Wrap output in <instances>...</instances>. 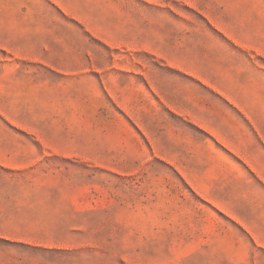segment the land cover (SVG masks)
Instances as JSON below:
<instances>
[{
  "label": "rangeland",
  "instance_id": "1",
  "mask_svg": "<svg viewBox=\"0 0 264 264\" xmlns=\"http://www.w3.org/2000/svg\"><path fill=\"white\" fill-rule=\"evenodd\" d=\"M0 37V146L77 153L0 166V196L60 201L0 203V264H155L211 233L201 193L259 179L264 0H0Z\"/></svg>",
  "mask_w": 264,
  "mask_h": 264
},
{
  "label": "crops",
  "instance_id": "2",
  "mask_svg": "<svg viewBox=\"0 0 264 264\" xmlns=\"http://www.w3.org/2000/svg\"><path fill=\"white\" fill-rule=\"evenodd\" d=\"M67 12L75 14L71 4L64 5ZM4 40L0 37V44ZM77 155L75 150L0 146V166L5 171L24 168L38 169L58 160ZM259 179L252 182L251 189L244 188L240 179L218 181L224 188L217 196L204 193L206 202L189 206V212L198 216L199 227L212 229L204 235L196 233L180 250L167 248L161 256L163 261L155 264H263L253 258L251 250L264 251V165H259ZM197 188L196 185H192ZM0 203L9 205L6 223L14 222L15 216L23 218L52 219L58 213L57 199L30 196L21 198L12 191L0 196ZM173 245H171L172 247ZM178 261V262H177Z\"/></svg>",
  "mask_w": 264,
  "mask_h": 264
}]
</instances>
